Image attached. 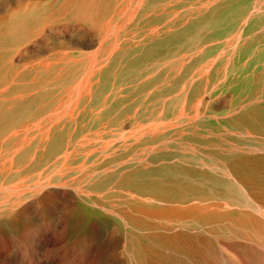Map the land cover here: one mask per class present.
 Listing matches in <instances>:
<instances>
[{"label":"rangeland","instance_id":"1","mask_svg":"<svg viewBox=\"0 0 264 264\" xmlns=\"http://www.w3.org/2000/svg\"><path fill=\"white\" fill-rule=\"evenodd\" d=\"M43 1L0 0V264H264V206L223 183L250 199L229 150L263 139L264 0H102L11 41Z\"/></svg>","mask_w":264,"mask_h":264},{"label":"bare ground","instance_id":"2","mask_svg":"<svg viewBox=\"0 0 264 264\" xmlns=\"http://www.w3.org/2000/svg\"><path fill=\"white\" fill-rule=\"evenodd\" d=\"M255 2V1H254ZM80 5V3L78 4ZM76 7V5H75ZM84 7H81L79 6L77 8V11L82 9ZM258 9V8H257ZM261 10V9H260ZM76 12V9L74 10ZM128 16V15H127ZM215 17V16H214ZM248 17V15H247ZM153 18V17H152ZM182 19V18H181ZM246 20V19H245ZM163 22V21H162ZM160 26V25H159ZM158 26V27H159ZM236 46V45H235ZM116 48V46H115ZM225 51V50H224ZM235 53V52H233ZM212 57V56H211ZM218 57V55H217ZM211 59V58H210ZM215 59V58H214ZM213 59V62L216 60ZM87 62V60H86ZM106 62V61H105ZM95 64V63H94ZM101 65V64H100ZM104 65V64H103ZM213 65V64H212ZM97 67V66H96ZM226 74V72H225ZM85 82V81H84ZM191 83V82H190ZM85 84V83H84ZM82 84V86L84 85ZM81 86V85H79ZM77 88H78V85H77ZM76 91V90H75ZM70 102V101H69ZM68 102V103H69ZM201 102V100L199 101ZM222 102V101H221ZM65 104V103H64ZM220 105V104H218ZM224 106V105H223ZM99 109V108H98ZM59 110V109H57ZM198 110V109H197ZM50 113V112H49ZM54 113V112H53ZM197 113V112H196ZM58 120V119H57ZM151 121V120H150ZM163 121V120H162ZM53 122V121H52ZM168 122V121H167ZM171 122V120H170ZM50 124V123H49ZM163 124V123H162ZM161 124V125H162ZM165 124V123H164ZM163 124V125H164ZM180 125V124H179ZM243 125L245 127L247 126H250L251 128V132L256 134L257 136H260L261 140H259V142H252L251 140L247 141V140H238L237 143L235 144L236 147L232 148L231 150L229 151H232V153H235V154H243L241 155L240 159L239 160V166H242V164L240 165V163H243L245 166H242L244 167V171L243 172H240L239 174L236 175L235 171L237 169V166L235 164V161L233 163V165L231 166H234V167H231L233 168V174L236 175V183L239 184V186L241 185L247 192H248V196H249V200H247V198L245 196H242L237 193L236 191V188L235 186L233 185V183L229 182V181H224L223 183H225V188L228 190V192H234L236 194V197L230 199L231 202L229 200H227V202H229L228 204L229 205H238V206H242V205H247V204H252L254 202H258V207L261 208L262 206H264V120L260 121V123L257 125H254V124H250V122H248V120H245L243 121ZM144 126V125H143ZM157 126V125H156ZM138 127L139 124H138ZM142 127V126H141ZM140 127V128H141ZM149 128H152V127H149ZM148 128V129H149ZM154 128V127H153ZM129 129V128H128ZM133 129V128H132ZM155 130H156V127H155ZM126 131V130H124ZM136 131V130H135ZM154 131V130H153ZM134 132V130H133ZM142 134V132H141ZM252 135V134H251ZM123 137V136H122ZM126 137V136H125ZM230 136H227V139H229ZM226 139V140H227ZM105 140V139H103ZM112 140V139H111ZM108 141V139L106 140ZM142 141V140H141ZM131 142V141H130ZM136 142V141H135ZM227 144V142H226ZM229 144V143H228ZM240 144V145H238ZM152 145V144H151ZM179 145V144H178ZM230 146V144H229ZM233 146V145H232ZM231 146V147H232ZM146 147V146H144ZM199 147V146H198ZM201 147V146H200ZM71 149V148H70ZM186 149V148H184ZM197 149V148H196ZM261 150V152L263 153H259L257 151ZM69 151V150H68ZM92 151V150H91ZM250 152V153H247V152ZM65 154V153H64ZM68 155V154H67ZM228 155V154H227ZM226 155V156H227ZM60 156V155H59ZM225 156V157H226ZM229 156H230V153H229ZM224 157V158H225ZM228 157V156H227ZM226 157V159H227ZM58 158V157H56ZM222 158V156H221ZM236 166V167H235ZM42 169V168H41ZM97 171V170H96ZM80 172V171H79ZM54 173V172H53ZM91 175V174H90ZM50 176V175H49ZM88 177V175L86 176ZM45 178V177H44ZM43 178V179H44ZM48 178V177H47ZM42 180V179H41ZM46 184V183H45ZM44 184V185H45ZM8 185H10L8 183ZM7 185V186H8ZM43 185V184H41ZM6 186V185H5ZM26 186V185H25ZM24 186V187H25ZM3 187V190H4V186H0V189ZM29 187V186H28ZM42 187V186H41ZM41 187L39 186V188L41 189ZM18 188V187H16ZM15 188V185L10 187L9 189H7V193L5 194L4 197H6L7 199V205L9 207V210H12L18 203L19 201V195L20 193L18 192L17 193V189ZM22 188V187H21ZM27 188V187H25ZM33 188V187H32ZM31 188V189H32ZM78 189V188H76ZM2 190V189H1ZM2 190V191H3ZM29 190V189H28ZM6 191V190H4ZM246 192V193H247ZM1 204H4L3 202H0ZM257 205V204H256ZM4 207V206H3ZM231 207V206H230ZM2 208V207H1ZM223 215L225 216L224 220L227 219V220H235V219H239L240 221H245L246 222V219L247 222L252 225V227L255 229H260L261 228V224H260V220H258V218L254 215H252V213L250 212H240L236 209H232V210H229V211H226V212H223ZM243 216H246L245 219H242L241 217ZM239 220H236L239 222ZM248 239V238H247ZM256 239H258L257 235H255L254 237H251L250 240L252 241H255ZM221 246V245H220ZM224 248V247H223ZM225 249V248H224ZM247 250L248 251H251L253 252L252 254L254 256H257L259 257V254H260V259L261 261H264L263 258H264V255H262L255 247L253 246H248L247 247ZM223 251V250H222ZM214 254V253H213ZM245 259V258H244ZM219 263V262H218ZM217 263V264H218Z\"/></svg>","mask_w":264,"mask_h":264},{"label":"crops","instance_id":"3","mask_svg":"<svg viewBox=\"0 0 264 264\" xmlns=\"http://www.w3.org/2000/svg\"><path fill=\"white\" fill-rule=\"evenodd\" d=\"M80 3V5H78ZM41 5L38 10L44 8L45 18L38 19L34 18L33 16L36 14V12H31L33 16H29L28 18H23L21 16H17V14L13 15V18L11 20H8L7 16H5L6 21H12L11 26L13 28L16 27V29L13 31H16V33H19V38L12 39L13 42H29L33 39L34 36L39 34L42 29L48 26H66L70 22L71 23H77V24H93L95 25L97 23V15L98 11L101 10V4L102 0H76L73 7H70L69 0H44L43 2L36 3L33 5ZM22 4L12 10V12L16 13L20 8H23L25 6H33ZM76 5V7H75ZM86 7L87 13L89 14L90 18L84 19L83 16L81 17L72 15L73 11L77 8ZM11 12V13H12ZM18 27V28H17Z\"/></svg>","mask_w":264,"mask_h":264}]
</instances>
